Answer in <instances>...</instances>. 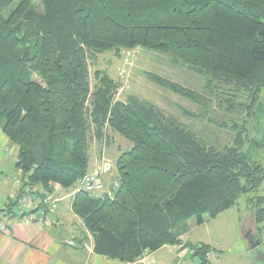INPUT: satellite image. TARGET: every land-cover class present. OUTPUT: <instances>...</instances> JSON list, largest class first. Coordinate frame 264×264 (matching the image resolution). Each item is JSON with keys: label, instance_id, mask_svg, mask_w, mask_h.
<instances>
[{"label": "trees", "instance_id": "1", "mask_svg": "<svg viewBox=\"0 0 264 264\" xmlns=\"http://www.w3.org/2000/svg\"><path fill=\"white\" fill-rule=\"evenodd\" d=\"M35 1L0 0V125L17 148L24 189L37 186L32 212L55 189L80 183L91 170L87 132L101 136L109 126L132 142L116 159L119 188L113 196L80 190L73 199L96 253L133 262L181 244L190 219L202 224L250 193L254 219L264 221L256 154L264 148V99L251 120L236 121L245 133L239 145L220 150L153 103L116 99L110 76L94 91L88 82L90 55L141 47L206 74V88L217 80L257 99L264 0H40L42 12ZM148 76L204 104L198 91ZM187 244L209 264L210 245Z\"/></svg>", "mask_w": 264, "mask_h": 264}, {"label": "rangeland", "instance_id": "2", "mask_svg": "<svg viewBox=\"0 0 264 264\" xmlns=\"http://www.w3.org/2000/svg\"><path fill=\"white\" fill-rule=\"evenodd\" d=\"M35 9L37 12L43 11L40 0L35 1ZM129 50L131 49H122L120 53L106 51L90 55L88 82L92 91L104 75L110 76L115 86L119 84L120 69ZM148 74L161 76L198 91L203 95L204 104H197L174 93L152 80ZM33 77L39 80L36 74ZM206 78V74L189 68L168 54L139 47L131 50L127 73L123 79L124 89L116 99L153 103L167 116L190 128L209 148L223 150L238 146L240 137L243 138L245 133L238 129L241 125L236 121H247L254 117L256 101L264 99V90L256 99L242 91H234L232 85L217 80L206 88ZM87 138L86 153L90 169L100 165L103 159H108L113 163L110 179L117 178L116 159L122 151L132 146V142L109 126L103 129L101 136L93 127L87 132ZM256 154L259 163L264 166V148L259 149ZM78 183L72 189H76ZM251 196V193L241 195L234 206L216 217L206 215L202 224H197L195 218L190 219L182 240L210 244L211 264H264V221H255V213L247 203ZM249 229L261 241L262 252L258 255L249 248L245 237Z\"/></svg>", "mask_w": 264, "mask_h": 264}, {"label": "crops", "instance_id": "3", "mask_svg": "<svg viewBox=\"0 0 264 264\" xmlns=\"http://www.w3.org/2000/svg\"><path fill=\"white\" fill-rule=\"evenodd\" d=\"M24 177L17 168V148L10 142L0 125V264L201 263L200 257L195 255L194 249L187 244L189 240H183L181 244L164 245L133 262L113 260L94 250L88 251L84 244L89 242L94 249V239L82 218L73 210L76 189L72 188H57L47 196L53 200L54 209L48 214L44 224L36 221L25 223L22 216H19V209L22 207L27 211L33 210L40 199L37 198L32 205H28L31 208L19 206L13 193L23 192ZM55 221L60 224L56 226ZM181 238L183 239L182 236ZM190 243L210 245L205 242ZM207 259L211 264V248Z\"/></svg>", "mask_w": 264, "mask_h": 264}, {"label": "built area", "instance_id": "4", "mask_svg": "<svg viewBox=\"0 0 264 264\" xmlns=\"http://www.w3.org/2000/svg\"><path fill=\"white\" fill-rule=\"evenodd\" d=\"M131 56V50L126 53L123 67L119 73V84L115 89V96L122 94L124 89L123 79L127 73V65ZM113 170V163L108 159H103L100 165L95 166L80 180L79 186L76 191H87L92 196H101L107 194L113 196L119 188V180L117 178L110 179V175ZM37 192V186H32L23 190V192L15 191L13 197L19 204V206L28 207L35 201V193ZM33 207L34 208H37ZM31 208V207H28ZM54 209V202L50 197H46L43 200V204L38 208L37 213L19 209V216H22V221L27 223L30 221H36L39 224H44L47 221L48 214ZM56 226L60 224L59 221H55ZM84 247L88 251L93 250V246L89 242H85ZM140 259V258H139Z\"/></svg>", "mask_w": 264, "mask_h": 264}, {"label": "water", "instance_id": "5", "mask_svg": "<svg viewBox=\"0 0 264 264\" xmlns=\"http://www.w3.org/2000/svg\"><path fill=\"white\" fill-rule=\"evenodd\" d=\"M245 237L248 240V245L249 248L255 253V254H259L260 252H262L261 248H260V239L259 237H257V235L253 232L252 229H249L246 234ZM264 258V256L262 257Z\"/></svg>", "mask_w": 264, "mask_h": 264}]
</instances>
